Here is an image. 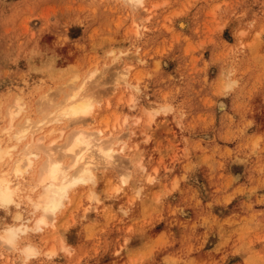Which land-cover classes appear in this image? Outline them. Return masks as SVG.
Here are the masks:
<instances>
[{
	"label": "rangeland",
	"instance_id": "rangeland-1",
	"mask_svg": "<svg viewBox=\"0 0 264 264\" xmlns=\"http://www.w3.org/2000/svg\"><path fill=\"white\" fill-rule=\"evenodd\" d=\"M123 1L0 0V140L79 85L95 102L83 125L122 139L18 240L39 252L0 245V264H264V0H144L149 15ZM16 211L0 203V225Z\"/></svg>",
	"mask_w": 264,
	"mask_h": 264
},
{
	"label": "bare ground",
	"instance_id": "bare-ground-1",
	"mask_svg": "<svg viewBox=\"0 0 264 264\" xmlns=\"http://www.w3.org/2000/svg\"><path fill=\"white\" fill-rule=\"evenodd\" d=\"M124 1L132 7V10L141 7L147 11V15L151 12L145 8L144 0ZM134 27L133 30L137 33L145 26L140 22L135 23ZM129 70L130 67L124 68V72ZM123 77L121 76V80ZM94 103L83 85H79L67 92L65 98L52 107L48 119L33 125L27 122L28 120L25 124L21 123L23 125L10 134L14 140L13 144L8 145L7 142L0 140V203L8 208H16L15 219L18 220L15 224L0 225V245L7 249H18L21 262H25L39 251L32 244L18 247V240L28 231L42 230L64 205L65 200L69 199L73 188L91 182L94 170L112 164L115 150L111 148V143L120 142L121 137L112 136L107 139L102 128L83 125L88 124V120L96 122ZM48 124L53 126L45 129ZM69 124H79V126L67 131ZM55 131L59 132L60 137L64 136L66 131L67 134L61 144L54 146L57 139H50V135ZM14 149L17 154L11 167H7L9 171H3L1 161L5 157L10 158L13 155L11 150ZM123 150L124 146L120 151ZM42 155L44 157L37 166L36 176L30 183L31 187L23 186L26 172L32 168L35 159ZM22 203L30 207L32 214L31 218L26 219L27 222L22 213ZM54 253L51 249L45 255L51 257Z\"/></svg>",
	"mask_w": 264,
	"mask_h": 264
}]
</instances>
